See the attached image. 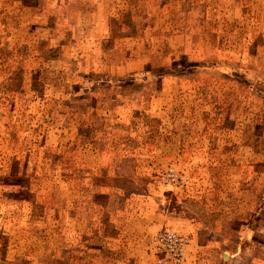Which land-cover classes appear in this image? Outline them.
Instances as JSON below:
<instances>
[{"label": "rangeland", "instance_id": "1", "mask_svg": "<svg viewBox=\"0 0 264 264\" xmlns=\"http://www.w3.org/2000/svg\"><path fill=\"white\" fill-rule=\"evenodd\" d=\"M164 230L264 264V0H0V264H156Z\"/></svg>", "mask_w": 264, "mask_h": 264}, {"label": "built area", "instance_id": "2", "mask_svg": "<svg viewBox=\"0 0 264 264\" xmlns=\"http://www.w3.org/2000/svg\"><path fill=\"white\" fill-rule=\"evenodd\" d=\"M163 181L166 184L185 183V179L173 169L166 172ZM149 243L153 249L156 264H185L190 244L187 235L164 230L152 236Z\"/></svg>", "mask_w": 264, "mask_h": 264}, {"label": "crops", "instance_id": "3", "mask_svg": "<svg viewBox=\"0 0 264 264\" xmlns=\"http://www.w3.org/2000/svg\"><path fill=\"white\" fill-rule=\"evenodd\" d=\"M149 238H150V237H149ZM149 238H148V239H149ZM190 242H191V240H190ZM190 246H191V244H189L188 251H187V255H188V252H189ZM187 255H186V258H187Z\"/></svg>", "mask_w": 264, "mask_h": 264}]
</instances>
